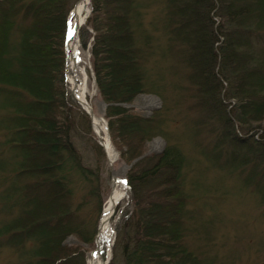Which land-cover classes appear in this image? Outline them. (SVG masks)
Returning <instances> with one entry per match:
<instances>
[{"label": "trees", "instance_id": "1", "mask_svg": "<svg viewBox=\"0 0 264 264\" xmlns=\"http://www.w3.org/2000/svg\"><path fill=\"white\" fill-rule=\"evenodd\" d=\"M76 1L0 0V135L6 137L0 145L15 153L19 180L5 191L19 214L0 228V246L13 248L22 258L18 264H88L105 204L103 167L86 166L74 142L78 119L66 42ZM144 1L91 0L79 33L82 49L90 45L119 161L131 165L141 158L128 170L126 205L113 219L110 264H209L187 241L183 150L170 143L143 157L155 136L168 134L163 110L148 117L132 106L148 92ZM169 4L175 40L190 45L186 61L200 95L196 106L205 123L220 127L216 158L234 171L250 169L247 184L264 203V0ZM81 182L92 185L91 200H75Z\"/></svg>", "mask_w": 264, "mask_h": 264}, {"label": "rangeland", "instance_id": "2", "mask_svg": "<svg viewBox=\"0 0 264 264\" xmlns=\"http://www.w3.org/2000/svg\"><path fill=\"white\" fill-rule=\"evenodd\" d=\"M79 1H76L73 10ZM144 4L147 8L143 11V25L151 36V54L146 61L148 92L142 94L132 106L148 117L161 110L167 116V137L155 136L150 142L149 150L153 153L159 152L171 143L178 145L187 157L184 174L185 192L190 198L187 212L189 247L209 264H264V203L258 188L247 184L250 169L245 172L234 171L224 159L216 158L218 152L215 143L218 141L216 139L220 127L211 119L205 123L201 110L196 106L200 95L191 82L192 69L186 61L191 53L190 45L183 42L182 37L178 38L179 41L175 40L171 31L173 26L169 14V0H145ZM89 8L91 10V0ZM89 49L90 45L86 51L82 49L80 39L78 76L87 85L89 103L94 113L107 121V108L105 109L103 100L98 97ZM66 70L68 76V54ZM69 85L71 90V84ZM75 102L73 109L78 125L74 142L86 166L94 170L98 166L103 167L101 175L104 211L113 192V178H125L128 170L125 168L126 164L119 161V157L113 164L109 163L104 147L101 146L102 140L93 128L91 117L76 100ZM5 140L6 137L0 135V143ZM16 161L15 153L7 146L0 145V228L16 219L19 214L16 209L9 208L8 200L4 197L5 191L19 181L13 173ZM77 186L75 200H91L88 192L92 185L81 182ZM127 198L126 195L120 204L125 203ZM21 199L18 198L17 202L20 203ZM84 209L89 208L85 206ZM101 219L102 215L100 221ZM113 232L114 248L115 220ZM72 241L71 238L68 242ZM26 245L29 248L34 247L31 242ZM97 247L95 240L94 249L90 252L93 253ZM104 255L107 259V251ZM21 259L10 246H0V264H18Z\"/></svg>", "mask_w": 264, "mask_h": 264}, {"label": "bare ground", "instance_id": "3", "mask_svg": "<svg viewBox=\"0 0 264 264\" xmlns=\"http://www.w3.org/2000/svg\"><path fill=\"white\" fill-rule=\"evenodd\" d=\"M90 0H80L72 13V21L69 27V42H68V80L71 84V90L74 98L83 107V109L92 115L93 128L102 140L104 150L113 164L117 160V153L113 145L107 138L103 118L94 113L93 108L89 103V91L87 85L79 78L78 71V31L84 24L86 17L89 14ZM126 198L125 188L121 184L119 177L113 178V192L107 201L105 209L100 221L99 231L97 235V250L90 257L89 264H109L111 251L113 248V219L116 214L118 205ZM105 251L108 253L106 259Z\"/></svg>", "mask_w": 264, "mask_h": 264}, {"label": "water", "instance_id": "4", "mask_svg": "<svg viewBox=\"0 0 264 264\" xmlns=\"http://www.w3.org/2000/svg\"><path fill=\"white\" fill-rule=\"evenodd\" d=\"M74 11V10H73ZM73 11H72V13H73ZM90 15H91V10H89V14H88V16L86 17V19H85V22H84V24H86V21H87V19L90 17ZM83 24V25H84ZM78 33H79V31H78ZM79 40H80V38H79ZM73 95V94H72ZM73 97H74V95H73ZM75 99V98H74ZM76 100V99H75ZM77 101V100H76ZM78 102V101H77ZM102 104H103V106L105 107V109L107 108V104L103 101L102 102ZM90 117H91V119H92V115L90 114V113H87ZM103 124H104V126H105V130H106V134H107V138H108V140L110 141V143L112 144V140H111V138H110V134H109V129H108V123H107V121H105L104 119H103ZM113 145V144H112ZM167 145V144H166ZM101 146L103 147V144L101 143ZM114 147V146H113ZM163 151V150H162ZM162 151H159V152H162ZM158 152V153H159ZM116 153H117V151H116ZM151 153H153V151H151V150H149V152L147 153V154H145L143 157H145V156H147V155H149V154H151ZM108 157V156H107ZM117 157H119V155H118V153H117ZM141 159V158H140ZM140 159H137V160H135L131 165H126V170H130L131 168H132V166H133V164H135L137 161H139ZM108 160H109V163L111 164V162H110V159L108 158ZM121 184H122V186L125 188V192H126V195H127V179H126V177L125 178H123V179H121ZM96 245H97V238H96ZM111 259H112V256L110 257V259H109V264H110V262H111Z\"/></svg>", "mask_w": 264, "mask_h": 264}]
</instances>
